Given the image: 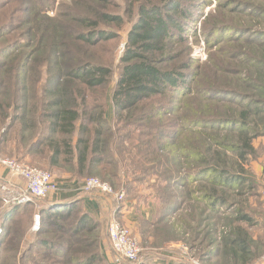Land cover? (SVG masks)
I'll return each mask as SVG.
<instances>
[{"label":"trees","instance_id":"obj_1","mask_svg":"<svg viewBox=\"0 0 264 264\" xmlns=\"http://www.w3.org/2000/svg\"><path fill=\"white\" fill-rule=\"evenodd\" d=\"M13 1L0 0V143L14 144L19 156L33 159L32 166L60 173L65 169L79 181L90 174H98L100 180H105L109 167L116 170L123 162L135 158L157 161L162 152L186 134L203 131L197 127L208 129L204 134L210 142L195 151V168L176 175L182 185H188V181L203 185L201 194L191 198L196 205L205 203L211 217L207 219L204 209L200 210L203 217L194 219V229L198 230L195 234L206 240V262L219 255L233 264L257 262L262 245L253 242L247 229L239 224L242 220L250 221L248 215L238 210L221 233L214 221L215 214H220L219 208L228 204L226 192L245 180L243 175L224 166L226 159L218 148L236 151L240 160L245 161V155L252 151L250 138L244 134L250 128L249 108L258 104L264 112V98L219 86L229 72L249 86L254 84V76L238 75L225 67L228 62H235L234 68L240 62L264 67V58L257 59L248 52L252 46H264V30L227 22L239 10L251 12L263 23L264 0H216L222 4L213 9L218 16L214 14L211 23L208 18L212 14L208 13L199 28L195 23L201 16L195 11L197 0H121V10L116 0H63L54 16L46 13L55 8L54 0L46 3L27 0V19L17 17L18 4ZM126 21L129 28L115 65L111 41L119 36ZM198 29L205 42H210V37L215 39L213 47L222 57L220 63L214 64L215 75L207 77L203 85H198L203 65L191 55L188 41L190 36H197ZM225 32H230L228 40L232 42L225 45L234 46L226 51L222 45ZM237 45L248 49H236ZM42 57L44 61L40 63ZM237 57L244 59L238 61ZM39 65L45 68L46 79L36 90L39 100L35 108L29 103L27 88L30 75ZM194 66L195 71H191ZM259 77L262 80L264 73ZM260 90L264 93V83ZM196 92L205 100L207 114L211 116L200 114L202 101L192 98ZM188 101L193 102L196 116L191 118L195 119L180 116L184 124L172 118L161 121L160 118L171 114L177 116L180 106ZM109 104L113 109L112 122L106 112ZM220 132L222 139L217 136ZM192 146L193 143L186 151H192ZM116 152L118 159L114 158ZM21 157L13 158L21 160ZM61 165L67 167L60 171ZM39 199L43 198L3 207L0 226L4 233H0V245L8 233V223ZM47 200L38 210L42 222L38 234L51 232L44 223L67 234L63 225L57 226L58 221L75 213L80 205L82 211L70 236L94 229L95 220L89 225L93 217L85 209L82 195L61 201ZM37 244L50 248L49 252L59 257L57 263L61 264H94L102 258L96 252L89 255L84 252L90 246L85 238L79 241V247L52 244L44 239ZM38 254L44 257L46 253Z\"/></svg>","mask_w":264,"mask_h":264},{"label":"rangeland","instance_id":"obj_2","mask_svg":"<svg viewBox=\"0 0 264 264\" xmlns=\"http://www.w3.org/2000/svg\"><path fill=\"white\" fill-rule=\"evenodd\" d=\"M14 1L17 2L19 9V12L16 14L17 17L27 19L28 14L25 12V9L28 6V1L23 0V3L19 0ZM44 1V3H46L48 0ZM61 1L63 0H54L55 8L47 10V15L54 16L57 11L56 7ZM116 1L120 4L119 9L121 10L123 3L121 0ZM197 2H199V4H197L198 9H195V11L200 13L201 16L195 23L199 28L201 19H203L208 13L212 14L208 18V21H211L212 23L214 14L218 16L213 9L219 5L221 7L222 4L216 3V0H197ZM249 13L251 12L244 13L238 10L234 13V18H229L227 23L250 28L251 30H264V22L262 23V20L254 18V14L251 15ZM128 28L129 22L126 21L123 29L119 32V36L111 41V44L114 45L112 50V61L114 58L115 65L118 63L119 56L126 40V32ZM229 34L230 32H225V35L222 36L224 39L222 45H224L223 47L225 48V51L234 47L233 45H225L232 43L228 40ZM188 41L189 47L191 48V55L197 58L200 65H203L198 78V85H203L205 84L207 77L215 75L216 70L214 68V64L216 62L220 63V59L222 57L213 47L212 43L215 42V39L210 37L208 40L210 42H205L203 34L199 31V29L197 36H190ZM242 48L245 47L240 45L236 46V49L242 50ZM248 52L254 53L257 59L264 58V46H252L251 49H248ZM231 54L232 53L228 55ZM210 56L212 58L208 61ZM236 59L238 61H242L244 57H237ZM43 61L44 58L42 57L39 62L41 63ZM234 63L235 62H228L225 67H228L230 70L233 69V71H236L238 75H245L247 73L251 74V76L255 77L252 79L254 84L249 86L245 84V82L237 80L233 77V75H230L232 73L229 72L230 74H225V78L220 81L219 86L224 88L229 86L231 89H237L239 91L249 93V96L251 97L264 98V93L260 90V85L264 83V78L262 80L260 77L258 78V76L264 73V67L261 66L259 68H255L248 62H240L237 65L238 68H234ZM44 69L45 68L43 66L39 65V69H35L33 71V75H30L29 82L30 80L31 82L27 88V94L30 97L29 103L31 102L34 107L39 100V94L36 90H38L39 85L43 84L46 79ZM191 71H195V66L191 68ZM114 78L115 75L113 76V79ZM192 98H196V100L199 98L200 101H202L198 108L200 114H206L202 117L211 116V114H207L208 110L204 103L205 100L199 93L196 92ZM223 103L231 105L227 102ZM227 105L223 107L226 109V107H228ZM232 107V109L235 110L234 106ZM259 107L260 106L257 104L249 108L250 114L247 119L250 121V128H248L249 130H246L244 134L246 137L250 138L252 151L245 155V161L240 160L236 151H230L227 148H218L220 152L224 153V158L226 159L224 166L232 173L243 175L245 180L241 185L233 187V189L229 192H226L229 195L228 204L219 208L220 214H215L216 220L214 221V223H218V226L216 227L220 232L223 231V229L226 230V228H228L227 223L230 219H233L238 210L242 211L243 214H246L251 218L250 221L242 220L239 224L244 229H247L253 242L262 245L258 255V261L254 264H259L264 261V112L259 110ZM193 109V102L188 101L180 106V111L177 116L176 113L160 119L161 121H169V119L172 118L174 120H178L181 124H184L185 120H181L180 116L183 118L196 116ZM106 112L108 120L112 122L113 109L110 104L107 106ZM197 129H201L203 131H189L194 135L188 136V134H186L177 143L170 146L166 152H162L157 161L144 159L137 160L135 158L134 160L128 159L123 162L116 168V170L113 166L111 169L109 167V170H107L105 175V180L101 181L109 184L115 193H123V198L120 201H117L115 196L112 194L111 198L113 203L107 211L102 210L101 208L99 211L97 209L96 213L90 212L93 219L90 220L89 225H91L93 220H95L93 230L84 231L76 237H73L72 235L70 236L69 232L71 233L75 227L77 216L81 213L80 205V208L77 209L75 213L58 221L57 226L60 224L63 225L67 234L63 231L59 232L53 226L45 223L43 226L51 232L38 234L42 225L38 214L39 207L44 205L46 203L45 201H48L47 199L50 200L51 197L48 196L37 200L38 202H34L31 207L23 210V212H21V214L18 215L13 222L8 223V233L4 237L3 243L0 245V264H61L59 262L57 263V260L60 258L53 256V254L49 252L50 248L47 250L48 248L40 246L37 242L40 241V239H44L50 241L52 244L67 246H71L72 244L73 247H79V241L84 238L87 243H90V246L88 245V247L84 248V252L88 255L92 252H96L98 257H102L94 264H115V255L109 239L107 225L109 219L111 218L110 212L113 209L119 210L118 207H120V205L126 200L131 201L137 207L143 204H150V208L152 209L149 220L140 218L141 213L138 212L137 217L139 218L135 222L134 227L124 225L117 217L119 223L122 226L127 227L132 235L138 240V244L141 248L139 261L131 264H143L142 261H151L150 264H158L159 260H162L161 264H209L210 262L216 264H233L229 259L224 258V255L216 257L212 256L210 258L211 261L206 262V254L208 250L205 246L206 240L201 235L197 236V234H195L198 230L197 228L194 229V219H198L201 216L199 215L201 209H204V216H207V219L211 217V212L205 206V203L199 202V204L196 205L191 198L194 197V195L201 194L203 185L200 184L201 182H193L191 184L189 181L188 185H182L176 176L178 173L182 174L184 171L194 169L195 167L193 166L196 165V160L194 159H197L195 151L198 148H203L206 145V142H210L208 137L204 134L205 132H208V129L200 127H197ZM4 130L5 126L2 127V131ZM222 132L217 135L219 139L223 138ZM192 143V151L187 152L186 149L190 147ZM211 143L214 145L215 141L212 140ZM14 147L15 145L10 142L5 145L1 142L0 158L15 159L21 157L17 154V151L14 150ZM133 151L135 152V150ZM117 154L118 153L116 152L114 155L115 159L119 158ZM171 156L174 160H171ZM31 160L33 159L21 157V160L18 161L32 166ZM61 166V168H59L60 171L61 169L67 167L63 165ZM64 170L65 169H63L61 173L54 170L51 171L60 181L55 197H57L63 189H68V187L73 189L77 195L86 194L80 190L85 176L79 181L75 178L71 171ZM89 177H95L100 180V176L98 174H90ZM0 179L10 180L12 182H17L18 180L15 177H10L7 171H5L2 167H0ZM72 185H74V187H72ZM208 187L209 186L206 185V188ZM189 191L191 192L187 195ZM3 207L5 206L2 205L0 199V224L2 222ZM117 212H115L116 215ZM201 229L203 230V226H201ZM218 229L216 231H218ZM0 233H4L2 226H0ZM218 235L219 234L216 233V237H218ZM196 237H198V239H194ZM36 251L46 254L42 257L43 255L38 254ZM121 264H124V262H121Z\"/></svg>","mask_w":264,"mask_h":264},{"label":"built area","instance_id":"obj_3","mask_svg":"<svg viewBox=\"0 0 264 264\" xmlns=\"http://www.w3.org/2000/svg\"><path fill=\"white\" fill-rule=\"evenodd\" d=\"M0 167L5 169L17 182L0 179V199L3 206L21 204L32 201L34 198H55L58 190L59 179L46 169L30 166L16 159L0 158ZM80 190L99 192L105 195L115 196L117 201L123 198V193H115L111 186L95 177H87L82 181ZM118 207V206H117ZM115 209L108 221V235L112 250L115 255V264H121L126 260L129 262L139 261L141 248L138 240L130 230L119 223Z\"/></svg>","mask_w":264,"mask_h":264},{"label":"crops","instance_id":"obj_4","mask_svg":"<svg viewBox=\"0 0 264 264\" xmlns=\"http://www.w3.org/2000/svg\"><path fill=\"white\" fill-rule=\"evenodd\" d=\"M16 182V181H15ZM72 187H74V185H72ZM65 188V187H64ZM84 197V207L87 211L93 213V212H97L96 210L101 209L102 210H108V208L111 206V204L113 203V200L111 198V196L109 195H105L99 192H91L89 194H84L87 196H84L83 194H81ZM77 196L76 192L73 191V189H71L70 187H68V189H63L62 192H60L58 194L57 197H55L54 199L51 198V200L54 201H61L64 199H70ZM119 210L117 212V217L119 218V220L121 222H123L124 225L128 226V227H134L135 226V222L137 221L138 217L137 214L138 212H140V216L142 218H145L146 220L150 219V215L152 212V209L150 208V204H143L140 205L139 207H137L136 205H134V203H132L129 200H126L125 202H123L120 207H118ZM115 209H113L110 212V215H112V213L114 212ZM162 260H159L158 264H161ZM259 264H264V261H262Z\"/></svg>","mask_w":264,"mask_h":264}]
</instances>
